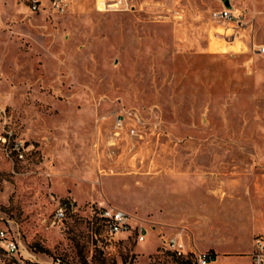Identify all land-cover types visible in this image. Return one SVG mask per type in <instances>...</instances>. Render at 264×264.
<instances>
[{
    "label": "rangeland",
    "instance_id": "obj_1",
    "mask_svg": "<svg viewBox=\"0 0 264 264\" xmlns=\"http://www.w3.org/2000/svg\"><path fill=\"white\" fill-rule=\"evenodd\" d=\"M225 1L69 0L52 15L0 0V114L32 148L0 150V220L26 264H180L163 237L181 229L187 248L228 253L209 264H249L239 252L264 236V0H227L238 27L212 18ZM104 208L132 231L111 235Z\"/></svg>",
    "mask_w": 264,
    "mask_h": 264
},
{
    "label": "built area",
    "instance_id": "obj_2",
    "mask_svg": "<svg viewBox=\"0 0 264 264\" xmlns=\"http://www.w3.org/2000/svg\"><path fill=\"white\" fill-rule=\"evenodd\" d=\"M23 4L30 14H52L63 15L67 12L71 2L69 0H18ZM97 5L102 9L113 8L115 10H128V0H96ZM101 9V8H100ZM216 22H226L232 26H240L242 18L233 13L232 10L224 9L216 12L212 16ZM128 115V114H127ZM117 127L121 129L122 119H116ZM31 147L20 139L15 130L8 122L7 116L0 114V150L5 152L8 157L17 161L25 160ZM67 215V206L60 205L54 213L52 224L59 225ZM99 217L105 224L106 229L111 235L117 236L132 231L130 226V217L125 213L114 208H104L100 211ZM7 225L0 220V264H26L30 255L26 247L17 238L16 232L10 222ZM138 242L145 241L138 229ZM165 248L172 256L181 262V264H209L212 260L210 253H200L197 248L190 244L187 248L185 240V229H181L174 236L163 237ZM252 264H264V236L258 235L254 239V248L251 254Z\"/></svg>",
    "mask_w": 264,
    "mask_h": 264
},
{
    "label": "crops",
    "instance_id": "obj_3",
    "mask_svg": "<svg viewBox=\"0 0 264 264\" xmlns=\"http://www.w3.org/2000/svg\"><path fill=\"white\" fill-rule=\"evenodd\" d=\"M20 4H21V3H20ZM21 6H22L23 8H25L26 11L28 12V9H27L23 4H21ZM28 13H29V12H28ZM201 234H204V232H201ZM257 236H258V235H257ZM253 248H254V243L251 242V244H250V248H249L248 251H246L245 253H244V252H239V254H241V255H247V256L249 257V264H252V261H251V254H252V252H253ZM208 250L213 251V253H212V261H214V262H216V261H219V262H220V259H221V258H224V256H227V255H228V253H222V252H219V253H218V252L215 250L214 246L209 247ZM236 254H238V253H236Z\"/></svg>",
    "mask_w": 264,
    "mask_h": 264
},
{
    "label": "water",
    "instance_id": "obj_4",
    "mask_svg": "<svg viewBox=\"0 0 264 264\" xmlns=\"http://www.w3.org/2000/svg\"><path fill=\"white\" fill-rule=\"evenodd\" d=\"M225 6H226V9L230 10L231 4L229 1H227V0L225 1Z\"/></svg>",
    "mask_w": 264,
    "mask_h": 264
},
{
    "label": "trees",
    "instance_id": "obj_5",
    "mask_svg": "<svg viewBox=\"0 0 264 264\" xmlns=\"http://www.w3.org/2000/svg\"><path fill=\"white\" fill-rule=\"evenodd\" d=\"M177 261L181 264V262L179 260H177Z\"/></svg>",
    "mask_w": 264,
    "mask_h": 264
}]
</instances>
